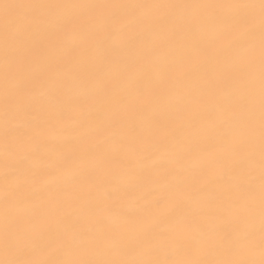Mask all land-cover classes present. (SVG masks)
Segmentation results:
<instances>
[{"label": "snow or ice", "instance_id": "1", "mask_svg": "<svg viewBox=\"0 0 264 264\" xmlns=\"http://www.w3.org/2000/svg\"><path fill=\"white\" fill-rule=\"evenodd\" d=\"M0 264H264V0H0Z\"/></svg>", "mask_w": 264, "mask_h": 264}, {"label": "bare ground", "instance_id": "2", "mask_svg": "<svg viewBox=\"0 0 264 264\" xmlns=\"http://www.w3.org/2000/svg\"><path fill=\"white\" fill-rule=\"evenodd\" d=\"M59 2H68V3H74V2H92V0H59ZM125 2H129V0H125Z\"/></svg>", "mask_w": 264, "mask_h": 264}]
</instances>
